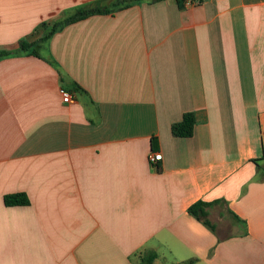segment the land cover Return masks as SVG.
I'll return each mask as SVG.
<instances>
[{
	"label": "crops",
	"instance_id": "0c3cea01",
	"mask_svg": "<svg viewBox=\"0 0 264 264\" xmlns=\"http://www.w3.org/2000/svg\"><path fill=\"white\" fill-rule=\"evenodd\" d=\"M117 1L0 0V264H264V0H145L17 54Z\"/></svg>",
	"mask_w": 264,
	"mask_h": 264
},
{
	"label": "trees",
	"instance_id": "16d2710c",
	"mask_svg": "<svg viewBox=\"0 0 264 264\" xmlns=\"http://www.w3.org/2000/svg\"><path fill=\"white\" fill-rule=\"evenodd\" d=\"M143 1L145 0H118L112 6L101 5V4L82 6L77 10L75 14L68 16L61 21H58L51 28H47V33L38 42L29 43L24 40L21 41L19 52L17 54H30V55L40 56L39 52L43 47V44L47 42L55 33L61 31L66 26L75 23L77 21L83 20L92 15L110 14L122 10L126 7H129L131 4L140 3ZM149 1L155 2L159 0H149ZM177 1L180 7H185V2L187 0H177ZM200 1L202 2L203 0ZM11 55L12 54L8 52H0V59ZM195 125H196V119L194 113L187 112L183 115L181 121L174 123L172 125V133L176 137H181V138L191 137L194 134ZM5 202L9 206L28 205L29 199L25 193H17V194L7 195L5 197ZM217 203L219 202L207 203L203 201H198L189 208V213L198 220H201L205 225H207L214 231L216 227L209 220V208ZM236 218L238 219V217ZM155 258H156V253L153 252L150 253L147 259L148 264H152V260ZM193 262L194 260H190L187 262V264H192Z\"/></svg>",
	"mask_w": 264,
	"mask_h": 264
},
{
	"label": "built area",
	"instance_id": "2783aa9c",
	"mask_svg": "<svg viewBox=\"0 0 264 264\" xmlns=\"http://www.w3.org/2000/svg\"><path fill=\"white\" fill-rule=\"evenodd\" d=\"M194 3H195V0H187L185 2V6H191ZM61 96H62L63 102H65V103H72L75 99L74 94L65 88L61 89ZM161 159H162V154L160 152L151 153L149 156V161H150L151 165H153V166H156V164Z\"/></svg>",
	"mask_w": 264,
	"mask_h": 264
}]
</instances>
